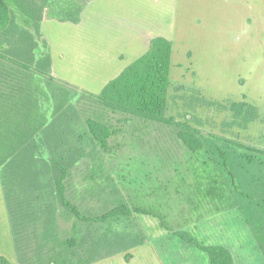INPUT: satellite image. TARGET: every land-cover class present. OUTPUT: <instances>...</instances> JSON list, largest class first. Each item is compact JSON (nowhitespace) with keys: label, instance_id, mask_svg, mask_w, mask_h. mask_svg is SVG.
Returning a JSON list of instances; mask_svg holds the SVG:
<instances>
[{"label":"rangeland","instance_id":"1","mask_svg":"<svg viewBox=\"0 0 264 264\" xmlns=\"http://www.w3.org/2000/svg\"><path fill=\"white\" fill-rule=\"evenodd\" d=\"M242 18L248 21L249 16ZM205 25L202 32L195 24H188V32L184 30L187 25L181 27L171 50L165 115L201 131L204 147L192 152L178 139L176 127L114 114L82 94H97L113 77L117 48L103 47L102 42L90 47L89 42L73 36L69 22L41 21L42 38L35 50L48 53L50 64L48 75L39 78L45 94L39 107L38 124L42 126L32 139L43 140L40 153H35L42 159L40 163L14 161L0 166V256L10 264H35L33 257L40 252L33 251L43 241L40 236L47 212L53 209L57 236L73 238L65 251V260L71 258L72 263L91 241L111 229L140 233L143 239L88 264H209L205 252L170 235L173 231H185L203 245H223L228 238L234 243L236 264H260L255 246L256 236L264 231L263 211L241 192L261 203L264 200V155L234 145L223 150L237 191L220 155L221 142L215 137L264 149V42L254 47V32H235L233 25L219 22L218 17H211ZM132 56L118 58V68L130 63ZM240 101L256 106L257 116L245 121L244 111L235 113L230 106ZM88 118L106 121L113 134L110 150L104 154L106 178L86 193L82 207L96 215L117 204L131 209L142 206L158 212L159 218L134 213L89 226L78 223L74 229V220L63 215L54 179L42 175L43 164L52 156L68 158V153L90 149ZM89 160L86 156L71 169L68 189L75 204L79 202L73 196L88 184L84 177L89 174ZM209 180L217 182L220 199L202 198L198 192L195 183ZM13 218H18L14 225ZM83 236L86 240L81 244Z\"/></svg>","mask_w":264,"mask_h":264},{"label":"trees","instance_id":"2","mask_svg":"<svg viewBox=\"0 0 264 264\" xmlns=\"http://www.w3.org/2000/svg\"><path fill=\"white\" fill-rule=\"evenodd\" d=\"M87 1L0 0V166H7L14 161L40 163L42 158H37L35 153H40L39 149L43 140L35 141L32 138L39 134L42 126L38 124L41 121L39 107L43 103L41 97L45 94L39 78L48 75L50 64L48 53L37 54L35 50L39 39L42 38L40 24L44 18L59 22L78 23ZM171 50V42L167 38L155 37L150 41L146 52L123 68L116 77L109 80L99 93L83 91L82 94L114 114L121 113L176 127V135L183 145L192 152H198L204 147L201 131L165 115L170 84ZM230 107L237 114L244 111L245 121L252 120L257 116L255 106L247 105L244 101L233 102ZM86 123L91 141L89 150L79 149L76 155L74 152L68 153V158L52 156L50 163L43 164L42 175L50 174L54 179L55 196L62 207L63 215L74 220V229L78 223L89 226L114 216L130 217L134 213L159 218L158 212H150L148 208L142 206L131 209L125 204H117L108 212L96 215L91 214L89 207H82L81 202L86 198V193H90L94 184L98 185L106 178L103 172L104 154L110 150V138L113 134L111 125L106 121L88 118ZM215 138L221 142L222 147L219 151L223 164L231 175L232 185L238 191L234 175L227 166V157L223 150L234 145L239 149L264 155V149L229 138ZM53 147H57V144L54 143ZM95 149L97 150L93 153ZM86 156L90 158L87 165L89 174L84 177L88 184L78 196H73L79 202L75 204L69 193L68 179L71 169ZM15 166L23 165L15 163ZM195 185L202 198H221L215 180L197 181ZM96 188L97 193H100L99 188ZM241 195L261 206L264 215V200L261 203L246 193L241 192ZM47 214L40 236L43 241L37 244L33 251L34 253L36 250L40 252L33 257L34 262L35 264H51L52 262L71 264V258L65 260V251L68 246L74 243L73 238L66 240L59 238L53 209L48 210ZM16 220L18 218H13V225ZM261 232L262 234H258L256 237L264 252V231ZM173 234L205 252L209 264H234L231 251L223 245H203L185 231H173ZM19 236L20 241L24 242V239H21L22 233ZM81 238L80 243L84 244L86 236ZM142 239L140 233L121 234V232L107 229L102 235L91 241L72 264H88L111 256L116 252L125 251L135 246ZM20 241L17 240V242ZM22 250L25 253L26 248L24 249L23 245ZM127 257L130 255L127 254ZM21 262L23 263V260ZM0 264L10 263L5 257L0 256Z\"/></svg>","mask_w":264,"mask_h":264},{"label":"crops","instance_id":"3","mask_svg":"<svg viewBox=\"0 0 264 264\" xmlns=\"http://www.w3.org/2000/svg\"><path fill=\"white\" fill-rule=\"evenodd\" d=\"M129 7L133 9L130 10ZM246 15L249 16L248 21H243L241 17ZM211 17H218L219 22L222 19L233 25L235 32H254V47H258L259 41L264 42V37L260 35L264 33V0H88L80 22L69 23L73 36L89 42L90 47H95L96 42H102L103 47L117 48L113 54L115 67H112L114 69L111 72L114 78L146 52L153 38L165 37L172 47L173 39L181 27L187 25L184 30L188 32L191 31L188 24H195L199 25V31L202 32L206 30L205 24ZM236 38L240 40V36ZM126 55L135 56H132V61L126 66L118 68L116 60ZM97 69L100 68L97 66ZM232 244L234 243L226 238L223 246L231 251L236 264L237 256ZM257 244L255 251L260 254V264H264V252Z\"/></svg>","mask_w":264,"mask_h":264},{"label":"water","instance_id":"4","mask_svg":"<svg viewBox=\"0 0 264 264\" xmlns=\"http://www.w3.org/2000/svg\"><path fill=\"white\" fill-rule=\"evenodd\" d=\"M38 155V154H37Z\"/></svg>","mask_w":264,"mask_h":264}]
</instances>
